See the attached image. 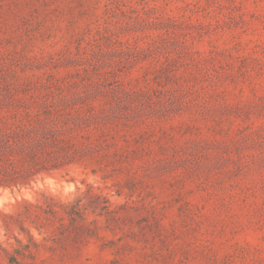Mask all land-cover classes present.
Instances as JSON below:
<instances>
[{
  "label": "rangeland",
  "instance_id": "1",
  "mask_svg": "<svg viewBox=\"0 0 264 264\" xmlns=\"http://www.w3.org/2000/svg\"><path fill=\"white\" fill-rule=\"evenodd\" d=\"M0 230V264H264V0H0Z\"/></svg>",
  "mask_w": 264,
  "mask_h": 264
},
{
  "label": "trees",
  "instance_id": "2",
  "mask_svg": "<svg viewBox=\"0 0 264 264\" xmlns=\"http://www.w3.org/2000/svg\"><path fill=\"white\" fill-rule=\"evenodd\" d=\"M62 208L64 210V212L70 217V219L75 222V215H74V212L75 214L80 218L81 216V212H80V209L78 208V204L77 203H67V204H64L62 205Z\"/></svg>",
  "mask_w": 264,
  "mask_h": 264
},
{
  "label": "clouds",
  "instance_id": "3",
  "mask_svg": "<svg viewBox=\"0 0 264 264\" xmlns=\"http://www.w3.org/2000/svg\"><path fill=\"white\" fill-rule=\"evenodd\" d=\"M3 240H4L3 232H2V230H0V244L3 243Z\"/></svg>",
  "mask_w": 264,
  "mask_h": 264
}]
</instances>
